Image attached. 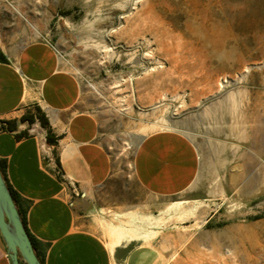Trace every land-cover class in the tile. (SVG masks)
Here are the masks:
<instances>
[{"label": "rangeland", "instance_id": "rangeland-1", "mask_svg": "<svg viewBox=\"0 0 264 264\" xmlns=\"http://www.w3.org/2000/svg\"><path fill=\"white\" fill-rule=\"evenodd\" d=\"M0 1L57 50L99 119L124 205L100 219L106 240L118 227L143 243L168 237L166 264L264 258V0ZM159 130L187 136L200 162L166 201L132 171L140 140Z\"/></svg>", "mask_w": 264, "mask_h": 264}, {"label": "crops", "instance_id": "crops-1", "mask_svg": "<svg viewBox=\"0 0 264 264\" xmlns=\"http://www.w3.org/2000/svg\"><path fill=\"white\" fill-rule=\"evenodd\" d=\"M36 109L48 128L20 121ZM0 163L42 264H166L168 237L143 243L129 236L132 228L119 227L109 240L101 235L104 212L123 213L124 205L110 189L113 161L99 119L57 50L17 19L10 22L1 1ZM199 167L194 144L175 130L145 135L132 160L137 185L162 201L187 191ZM0 264H11L1 235Z\"/></svg>", "mask_w": 264, "mask_h": 264}, {"label": "water", "instance_id": "water-1", "mask_svg": "<svg viewBox=\"0 0 264 264\" xmlns=\"http://www.w3.org/2000/svg\"><path fill=\"white\" fill-rule=\"evenodd\" d=\"M0 235L11 264H41L0 170Z\"/></svg>", "mask_w": 264, "mask_h": 264}, {"label": "trees", "instance_id": "trees-1", "mask_svg": "<svg viewBox=\"0 0 264 264\" xmlns=\"http://www.w3.org/2000/svg\"><path fill=\"white\" fill-rule=\"evenodd\" d=\"M36 112H37V115H33V114H26V115H24V116H22L21 118H20V121L21 122H28L29 124H32V123H34L35 122V120H38V122L40 123V125L43 127V128H48V122H47V120L45 119V117H44V115H42V114H40V111L38 110V109H36ZM15 127H16V121H13V122H7V130H13V129H15ZM48 130V134H47V142L48 143H52L53 142V139H51V137H50V131H49V129H47ZM0 170H1V173H2V175H3V177H4V179H5V174H4V166L0 163ZM5 182H6V179H5ZM6 184H7V182H6ZM7 186H8V184H7ZM8 188H9V190L11 191V189H10V187L8 186ZM11 196H12V199H13V202H14V204H15V207H16V209H17V211H18V213H19V215H20V218H21V221H22V223H23V225H24V227H25V223H24V219H23V217H22V215H21V213H20V210H19V208H18V206H17V202H16V197H15V195H14V193L11 191ZM26 229V228H25ZM27 231V230H26ZM30 237V236H29ZM30 240H31V244H32V248H33V250H34V253H35V255H36V257L38 258V260L40 261V263L42 264V261H41V259H40V257H39V255H38V253L36 252V250H35V243H34V241L32 240V238H30ZM20 264H24L23 262H21Z\"/></svg>", "mask_w": 264, "mask_h": 264}, {"label": "bare ground", "instance_id": "bare-ground-1", "mask_svg": "<svg viewBox=\"0 0 264 264\" xmlns=\"http://www.w3.org/2000/svg\"><path fill=\"white\" fill-rule=\"evenodd\" d=\"M118 236H119V234H118ZM118 238V237H117Z\"/></svg>", "mask_w": 264, "mask_h": 264}]
</instances>
